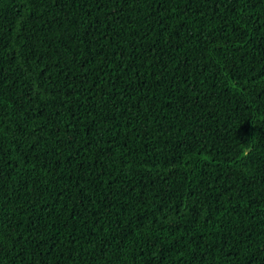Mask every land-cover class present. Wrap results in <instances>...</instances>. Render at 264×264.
<instances>
[{
	"label": "trees",
	"instance_id": "1",
	"mask_svg": "<svg viewBox=\"0 0 264 264\" xmlns=\"http://www.w3.org/2000/svg\"><path fill=\"white\" fill-rule=\"evenodd\" d=\"M0 264H264V0H0Z\"/></svg>",
	"mask_w": 264,
	"mask_h": 264
}]
</instances>
